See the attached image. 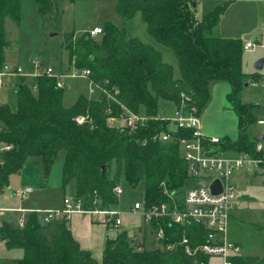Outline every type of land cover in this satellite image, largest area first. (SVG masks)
<instances>
[{
	"label": "trees",
	"instance_id": "1",
	"mask_svg": "<svg viewBox=\"0 0 264 264\" xmlns=\"http://www.w3.org/2000/svg\"><path fill=\"white\" fill-rule=\"evenodd\" d=\"M54 1L34 0L37 13L51 15ZM231 1L198 19L191 9L194 0H116L114 9L121 19L120 27L106 23L98 40L86 33L78 37L71 32L62 34L60 48L67 51L69 64L89 69L94 83L110 92L115 89V98L121 104L147 119L134 129L113 126L107 122L105 110L109 107L112 116H117L118 110L103 94L93 99L78 94L64 106V89L56 88L53 78H17L12 103H0V146L10 145L0 152V191L26 157L38 156L42 173L46 174L56 152L62 151L61 184L74 181L73 197L82 200L85 210H107L116 204L113 189L121 177L130 188L143 183L144 206L165 200L163 188L178 192L196 182L188 176L175 140L189 134L170 130L169 123L159 119L163 115L162 102L178 105L184 94L201 114L215 80L229 84L226 98L237 117L238 131L235 140L225 137L218 147L222 152L250 150L254 140L248 139L246 129L255 122L256 107L246 102L241 92L244 82L255 80L256 75L246 76L242 70V39L212 35ZM19 3L20 0H0V63L9 46L4 18L16 24ZM136 12L147 34L175 55L177 78L172 66L162 61L158 49L127 36L130 19ZM76 117H82V121L77 123ZM162 132H170L175 139L155 138ZM158 222L165 231L163 242L179 239L182 234L193 246L202 241L201 236L194 235L201 231L198 225L180 228L167 221ZM151 225L155 228L156 222ZM40 229L35 213L26 214L21 227L0 224L5 249L21 251L14 264H194V257L181 250L168 252L159 245L147 249L122 230L113 239L105 240L97 262L79 248L64 219L59 220L51 241ZM232 262L264 264V256L238 255Z\"/></svg>",
	"mask_w": 264,
	"mask_h": 264
},
{
	"label": "rangeland",
	"instance_id": "2",
	"mask_svg": "<svg viewBox=\"0 0 264 264\" xmlns=\"http://www.w3.org/2000/svg\"><path fill=\"white\" fill-rule=\"evenodd\" d=\"M115 1L55 0V10L51 15H39L34 0H20L18 22L15 24L9 18H4V31L10 48L5 50L6 53L2 57V61L8 64L16 63L23 74H30L34 71V62L38 63L39 69L54 67L62 34L71 32L74 37H78L92 27L103 28L106 23L120 27L121 19L114 9ZM219 3L223 4L217 0H196V6L191 5V9L195 16L200 19L212 9V6ZM220 17L218 24L212 30V35L223 38H240L243 41L246 35L252 40L261 38V46L259 44V46L243 52L242 70L246 76L263 73V77L256 83L249 82L243 88L241 96L244 100L246 98L251 99L252 104H259L262 108L264 106V88L262 87L264 68L263 70H256L255 62L264 59V1L236 0L224 10ZM100 36L101 33L93 39L98 40ZM127 36H133L144 44L160 49L163 53V60L173 66L175 74H179L175 55L170 49L157 43L147 34L138 12L130 19ZM58 56V60L62 62L61 69L69 70L70 67H65L68 63L67 51L60 48ZM65 84L66 86L69 85V88H76L80 91L82 88H87V82L83 79H66ZM210 86L209 100L200 115L202 127L210 135L220 139L227 137L230 140H235L238 133L237 117L226 98V94L230 90L229 84L223 80H215L211 82ZM10 87L8 88L10 93L6 89L0 90V99H2V94L4 97L0 103H7L5 97L6 100L14 99L15 83H12ZM94 97L96 98V96ZM65 100L69 101V98ZM160 111L161 114L170 116L173 114V106L171 103L163 101ZM258 111L254 109L256 115L260 113ZM259 132L260 128L255 122L246 129V135L250 141L254 140ZM61 154L62 151L56 152L52 164L57 163ZM227 155L232 154L227 153ZM54 177V180L52 179L50 182L47 179H42L40 159L35 156L26 157L18 171L9 175L7 186L0 191V207L13 206L12 198L8 196L9 190L22 185L31 187L32 191L25 199L19 201V206L28 205L29 199L35 197L38 198L40 205L44 203L45 206L54 209L59 206L64 195L73 196L75 190L73 180H69L62 186L58 172ZM263 180L264 177L261 174L253 173H246L243 178L237 179L239 192L247 197H243L231 213L228 236L240 246V255L264 256ZM117 186L120 188L121 194L117 196V202L112 211L125 213L133 202L141 200L143 183L139 182L135 188H130L121 177ZM183 190L181 188L179 192ZM53 209L49 208V210ZM4 214L3 218L10 220V224H13L12 219L15 220L16 214L7 211ZM38 218L39 223L43 225L39 214ZM52 224L51 222L50 226ZM145 237V247L153 249L158 246L156 244L157 246L150 248L153 246L151 236L148 233ZM179 250L183 251L182 248L178 247L176 251ZM16 255H18L16 251H8L0 243V264H14L13 257Z\"/></svg>",
	"mask_w": 264,
	"mask_h": 264
},
{
	"label": "built area",
	"instance_id": "3",
	"mask_svg": "<svg viewBox=\"0 0 264 264\" xmlns=\"http://www.w3.org/2000/svg\"><path fill=\"white\" fill-rule=\"evenodd\" d=\"M101 32L100 27H92L85 31L90 38ZM256 46L257 44L251 40L243 42L244 51L251 50ZM33 67L32 73L23 74L17 66L1 62L0 90L7 82L15 81L21 77L44 75L53 78L54 85L58 89L66 86V79H83L87 82L89 94L101 93L107 101L116 106L117 116L111 115L109 107L105 110L107 122L110 125L134 129L147 119L144 115L134 113L121 104L115 98V89L110 92L103 85L94 83L89 78L90 72L87 68H76L71 63L69 70L66 69V71L53 70L51 67L39 69L37 62L33 63ZM200 115L198 108L192 104L190 98L181 94L179 104L173 106V114L170 116L161 115L159 119L168 122L170 130L180 129L188 132L189 136L175 139L170 132H162L155 137L161 141L175 139L179 142L182 158L187 165L188 176L196 183L186 187L182 192H170L163 188L162 194L166 197L165 200L147 206L143 205L142 200L135 201L130 207V213L139 215L143 224L151 225L156 222L154 240L168 252H174L180 247L187 256L194 257V264H233L232 258L240 255L241 252L240 246L228 237L229 219L240 196L235 178L238 173L261 174L264 177V109L256 115L255 124L260 128V132L255 137L252 148L240 152H222L218 147L221 139L203 133ZM75 120L80 123L82 117H76ZM115 122L117 123L113 124ZM9 148L10 145L0 146V152ZM227 153L232 155H227ZM215 179L220 182L221 186V191L218 194H213L210 190V184ZM113 190L115 195L121 192L118 186H115ZM31 191V187L19 185L10 189L8 196L16 201H21ZM6 211L20 213L15 220L17 227L23 225L25 215L28 213L39 214L42 224H48L55 219L65 220L73 212L103 214L105 222L108 224L112 226L120 224V218L116 212L85 210L82 207V200L75 197H64L60 209L0 207V216ZM159 220L167 221L169 225L180 228L198 225L201 231L194 235L201 236L202 241L193 246L190 244L189 238L182 234L179 239L163 242L165 231L159 224ZM196 256L200 258L198 259Z\"/></svg>",
	"mask_w": 264,
	"mask_h": 264
},
{
	"label": "crops",
	"instance_id": "4",
	"mask_svg": "<svg viewBox=\"0 0 264 264\" xmlns=\"http://www.w3.org/2000/svg\"><path fill=\"white\" fill-rule=\"evenodd\" d=\"M217 1H221L222 3H224V1H222V0H217ZM235 1L236 0H232L229 3V5L231 3H233V2H235ZM219 5H221V3L215 4V6H212V9L207 11V13L212 11L213 9H215V7H217ZM195 6H196V0H194V2H193V7H195ZM220 18H219V20H220ZM246 36H248V35H246ZM246 40H251V41L255 42L257 44V46H259L261 38H254L252 40L249 37ZM260 46H261V44H260ZM9 48H10V44L7 47V49H9ZM158 50L161 53L162 61L165 62L163 60V53L161 52L160 49H158ZM164 51H166V53H169L167 50H164ZM5 53H6V51H5ZM59 54H60V43H59V51H58V54L56 56V62H55L54 67H52L53 70H62L61 69L62 68V62L60 60H58V57H59L58 55ZM165 63H167V62H165ZM10 64L13 65V66H17L18 67V65L16 63H10ZM167 64H169V63H167ZM70 66H71V63L69 64V62H68L65 67L69 68ZM172 68H173V66H172ZM263 68H264V59H263L262 68L258 69V70H263ZM173 71H174V68H173ZM255 75H256V79L253 80V81H249V82L256 83L257 80H259V79H261L263 77V73H261V74L260 73H256ZM178 76H179V74L177 75V74L174 73V77L177 78ZM14 82H15L14 80L7 82L2 87L1 91L3 89H6L8 91V93H10V90L8 88H11L10 86H12V83H14ZM262 87L264 88V83L262 84ZM78 94H83L85 97L90 98V99L91 98H95L94 96H97L96 93L89 94L88 91H87V88H82L81 91H80V90H77L76 88H69V85H67L66 88H64L63 105L64 106L70 105ZM3 98L4 97H3V94H2V99ZM67 98H69V101L65 100ZM2 99H0V101ZM5 101L7 102V104H11L12 101H13V98H11L10 100H6V97H5ZM3 102H4V100H3ZM249 102H251V99H249ZM254 105L256 106V110H259L258 112H261L264 109V106L261 108L259 104H254ZM116 123L117 122H115L113 124H116ZM202 131L206 135L214 136V135H210L208 133V131L205 130L203 127H202ZM35 157H38V156H35ZM62 157H63V152L59 156V159H58L57 163L56 164H51L46 174L42 173V179H44V180L47 179L50 182L52 179L54 180V178H55L54 176L57 174V172H58V174L60 176V168H61V163H62ZM245 174L246 173H238L236 175V178H235L236 183H237V179L238 178H243V176ZM60 180H61V176H60ZM263 185H264V180H263ZM239 193H240V196H239L238 200L235 203L234 209L239 205V203H240V201H241V199L243 197H247L246 195L242 194L241 192H239ZM119 194H121V192ZM118 195H116V197ZM64 197H73V196H65L64 195L61 198V202H60L59 206L55 207L54 209H60L62 207V199ZM11 201H12V205L13 206H10V207H13V208L14 207H19V208L27 209V208H31V207H36V208H39V209H49V208L53 209V207L45 206L44 203L40 205V202H39L38 198H35V197L30 198L29 201H28V205H24V206H19V201H15L14 199H12ZM114 206H115V204L114 205H110L107 210L112 211ZM10 207H8V208H10ZM9 213L16 214L15 220L20 215V213H18V212H9ZM116 213H117L118 217L120 218V224L118 226H112L111 224H108L107 222H105V215H103V214H95V213H88V212H73V213H71L68 216L67 219H65V223H66V226L69 229V232H70L72 238L76 241V243L79 246V248L88 251L90 253L91 257L93 259H95L97 262L100 261L105 240L106 239H113L115 237L116 233L118 231H121V230L125 231L127 236L129 238H131L132 240L141 243V245L143 247H145V245H144L145 238H146L145 236H146V234L149 233L150 236H151V243H153V246H151L150 248H153V247L157 246L156 245L157 243L154 240V228H153V225L143 224L139 215L130 213V208L125 213H122V212L121 213L120 212H116ZM4 216H5V214L0 216V223L1 222H5L6 224H9L10 226H16L14 218L12 219L13 224H10V222H9L10 220L4 219L3 218ZM37 217H38V215H37ZM38 220H39V218H38ZM51 222L53 223L52 226H50ZM51 222H49V224H47V225H44V224L41 225V229H40L41 233L49 241H51V239H52V236H53V234L55 232L56 226L59 223V219L52 220ZM228 235H229V229H228ZM233 242H235V241H233ZM1 243L3 244V242H1ZM145 248L149 249L148 247H145ZM6 250H8V251L12 250V251H16L18 253V255L13 257V261L21 256V251L19 249H6Z\"/></svg>",
	"mask_w": 264,
	"mask_h": 264
},
{
	"label": "water",
	"instance_id": "5",
	"mask_svg": "<svg viewBox=\"0 0 264 264\" xmlns=\"http://www.w3.org/2000/svg\"><path fill=\"white\" fill-rule=\"evenodd\" d=\"M249 37L248 36H245L244 39H248ZM262 64H263V59H259L255 62V68L258 70V69H261L262 68ZM249 83V80H247L246 82H244L243 86L246 87ZM246 102H249V99L246 98L245 99ZM210 190L213 194H218L220 191H221V186H220V182L215 179L211 184H210ZM1 225H6L5 222H1L0 223Z\"/></svg>",
	"mask_w": 264,
	"mask_h": 264
}]
</instances>
